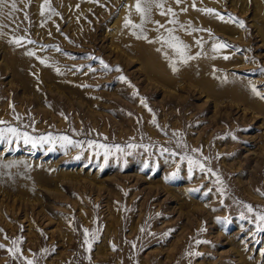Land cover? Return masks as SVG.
Wrapping results in <instances>:
<instances>
[{"label": "rangeland", "instance_id": "rangeland-1", "mask_svg": "<svg viewBox=\"0 0 264 264\" xmlns=\"http://www.w3.org/2000/svg\"><path fill=\"white\" fill-rule=\"evenodd\" d=\"M16 2L0 264H264V0Z\"/></svg>", "mask_w": 264, "mask_h": 264}, {"label": "snow or ice", "instance_id": "snow-or-ice-1", "mask_svg": "<svg viewBox=\"0 0 264 264\" xmlns=\"http://www.w3.org/2000/svg\"><path fill=\"white\" fill-rule=\"evenodd\" d=\"M44 2H45V5H46L48 3V0H44ZM177 2H179V0H177ZM153 3H155L156 7H162L161 4L156 3V0H136L135 9H136L137 13H139L141 15V20H143L145 15H146V13L150 11V7H151V5ZM43 7L44 6L42 5L41 6V8H42L41 15H43ZM5 8H8V12H4ZM16 11H17V2H16V0H11L10 3H9V0H0V16H7L9 19H11V18H13L12 17V13H14ZM168 11L171 12V9H169ZM205 11L210 13V14L213 12L212 9H206ZM161 14L163 15L164 13H161ZM216 15H219V14H216ZM220 19H223V17H220ZM130 23L131 22L126 18L125 19V26L127 27ZM0 27H4V25L0 24ZM133 27H137V26L133 25ZM241 27H243V23L242 22H241ZM171 40H172V42L169 43V46L172 47L175 51H177L180 54V56L182 58V61L184 63H186L187 60H189V59H193V57H186L185 56L184 48L186 46L180 45L179 42L176 41L175 37H172ZM14 42L16 44H19L20 43V39H16ZM165 42L168 43V41H165ZM197 43H199V41H197ZM225 47H228V45H226V44L213 45V50L216 51L219 48H225ZM157 51H159V49H157ZM28 55H32V53L29 52ZM224 59H228V57L225 56ZM41 62L43 63V61H41ZM101 63H103V62H101ZM104 67L107 68V65H104ZM173 71H176V69L173 68ZM120 79L123 80L124 77H120ZM252 90H253V92H256L255 87H253ZM141 103H143V101H141ZM3 123H4V121H0V124H3ZM9 137L17 138V139L22 137L25 144L31 143L33 147H36V144H37L36 139L30 137L26 132L22 133L18 129L12 128V127L0 128V143H3L5 140H9ZM59 139L65 141L68 144L72 143V141L68 140L67 137H60ZM39 140L40 141H49L50 138L49 137H40ZM130 147H131V145H130ZM105 159L107 160V156H105ZM188 163H189V172H191L193 164H196L197 162L193 161L191 158H188ZM200 169H201V171H204V168H203L202 165H200ZM217 182H219V178H217ZM219 190L220 189H218V191ZM244 207L248 209L249 213H251L253 211L252 207L249 206V205H244ZM243 218L244 217L242 215L241 219H243ZM256 219L259 222H264V214H258L256 216ZM257 227H258L259 231H264V227H261L260 224H258ZM85 235L86 236L88 235L87 230H85ZM94 238H95V236L93 234V239ZM17 243H18V241H15V240L12 241V244H13L14 247L9 250L10 252L15 253V252L19 251V249L15 247L17 245ZM85 243H88V241L85 240ZM0 247H3V246L0 245ZM26 264H33V261L28 260V261H26Z\"/></svg>", "mask_w": 264, "mask_h": 264}]
</instances>
